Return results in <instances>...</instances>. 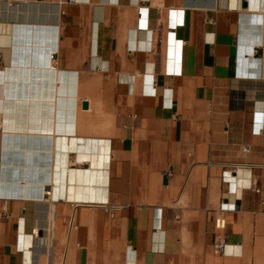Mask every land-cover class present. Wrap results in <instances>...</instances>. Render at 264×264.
I'll return each instance as SVG.
<instances>
[{
    "label": "crops",
    "instance_id": "obj_1",
    "mask_svg": "<svg viewBox=\"0 0 264 264\" xmlns=\"http://www.w3.org/2000/svg\"><path fill=\"white\" fill-rule=\"evenodd\" d=\"M31 156L50 182L3 170ZM0 264H264V5L0 0Z\"/></svg>",
    "mask_w": 264,
    "mask_h": 264
},
{
    "label": "bare ground",
    "instance_id": "obj_2",
    "mask_svg": "<svg viewBox=\"0 0 264 264\" xmlns=\"http://www.w3.org/2000/svg\"><path fill=\"white\" fill-rule=\"evenodd\" d=\"M246 1H251V3H252V5H256V6H258V5H264V0H246ZM225 3V2H224ZM227 3V2H226ZM55 14V13H54ZM53 14V15H54ZM9 31H11V32H13V28H11V27H9ZM19 32H22V31H20L19 30ZM25 32V31H24ZM30 32V31H29ZM55 33V32H54ZM32 35H31V37H32V42L34 43V45L32 46V48L35 50V52L36 51H40V50H42L43 49V51L45 50V49H48V52H51L52 51V49H53V28H47V29H44V30H41V29H37V30H33V32L31 33ZM26 35H23L22 37H25ZM12 38V37H11ZM27 39V38H26ZM16 45H18V44H16ZM24 45V44H23ZM31 45V44H30ZM19 46V45H18ZM28 46V45H27ZM16 53V52H15ZM50 54V53H49ZM54 54L52 55V58H54ZM49 57H50V55H49ZM50 61V60H49ZM50 63V62H49ZM51 64V63H50ZM42 65V64H41ZM47 65V64H46ZM17 66V65H16ZM51 66V65H50ZM54 67V66H53ZM52 66L51 67H48V68H50L49 69V78H48V89L46 90V87L45 88H43V90H42V86H41V72L39 71V79H37L36 77H35V74L37 75V73L34 71V77H33V84H32V87H31V89L29 88V90H31V93L29 94H27V96H28V101L29 100H32V107H35L38 103H41L42 101H48V102H50L54 97V95L52 94V90H53V86H51L52 84V82H53V80H52V75H53V70H54V68H53ZM24 68H25V66H24ZM30 68V67H29ZM38 69V68H37ZM55 71V70H54ZM22 75H23V73H22ZM21 75V76H22ZM24 76H26V75H24ZM10 77H11V75L9 76V71L7 72V75H6V80L8 81L7 82V84H6V88H5V91H4V95L6 96V103L4 104V106H5V108L4 109H2V111H3V117H4V120H5V124H4V128L6 129V130H9L10 128L14 131L15 129H17V130H21L22 129V126L21 125H17L16 126V121H20V117L22 116V113L23 114H28V116H30V114H32V112H33V114H35V112H36V110L35 109H33V110H31V111H29V110H27V111H23V109H9V97H10V95H12V96H14V94H15V97H16V99L15 100H17V101H20V96L21 97H23V96H25V94H21V93H19V89L18 88H16L17 89V92H16V89H15V92H12V94H10V92H11V90L12 91H14V84L12 83V86H10V83H9V80H10ZM43 77H45V76H43ZM15 80V79H14ZM16 80L17 81H19L20 79L18 78V76H17V78H16ZM12 81H13V78H12ZM22 81V80H21ZM20 84V83H19ZM25 84H27V83H25ZM46 85V84H45ZM29 86V85H28ZM28 90V91H29ZM27 91V92H28ZM46 91H48V92H46ZM54 91V90H53ZM20 92H22V91H20ZM2 96H3V94H2ZM3 102V101H2ZM22 103V102H21ZM15 106V105H14ZM1 111V112H2ZM26 112V113H25ZM12 118V119H11ZM10 119H11V121H12V123H13V125L12 126H10ZM2 124V123H1ZM9 133V132H8ZM13 134V133H12ZM12 134H11V136H12ZM19 134V133H18ZM5 135H6V133H5ZM13 136H14V134H13ZM6 137V136H5ZM7 138V137H6ZM7 143V146H8V142H6ZM26 146V145H25ZM88 146H90L89 144H88ZM18 147V146H17ZM25 148V147H24ZM29 148V147H28ZM31 148H33V147H31ZM89 148V147H88ZM38 149V148H37ZM84 149H86V146L84 147ZM90 149V148H89ZM98 149V148H97ZM5 150H6V148H5ZM9 150V149H8ZM18 150V149H17ZM25 150V149H24ZM91 150V149H90ZM11 151V150H10ZM34 150H32V152H33ZM6 152V151H5ZM25 153V152H24ZM32 155H34L33 153H32ZM6 156V155H5ZM66 157V156H65ZM39 159H42L41 161H43L44 162V164L43 165H41L43 162H41L40 163V165H34V163L32 164V162H30V161H39ZM62 159H63V157H62ZM80 160H85V159H89L90 160V163L92 164V166L96 169V168H98V166H99V164H100V162H99V156H98V154H96V155H92V154H89V155H85V152H83V154H80V158H79ZM8 160V159H7ZM47 161V159L46 158H44V157H37V156H31V157H29L27 160L25 159V157L24 158H20V157H18L17 158V164H16V168H15V170L13 169V168H11L10 166H7V163H6V167H4L3 168V170L5 169V170H7L8 171V169L10 170V171H16V173H15V176L13 177H10L11 178V180H13V179H15L16 181H18V180H25V181H27V182H29V183H32V182H50L51 181V176H52V172H53V163H51V166H50V164H49V166L51 167H46L47 165L46 164H48V163H45ZM63 162V161H62ZM37 162H35V164H36ZM61 163V162H60ZM60 163H57V164H60ZM67 163V161L65 162V164ZM65 164H63V165H65ZM12 165H13V163H12ZM104 165H105V163H104ZM107 165V164H106ZM14 166V165H13ZM59 168H61V165H59ZM59 170H61V169H59ZM103 172V171H102ZM51 175V176H50ZM90 175V174H89ZM82 177H84V174L82 173V175H81ZM68 177V176H67ZM97 178V177H96ZM100 179V178H99ZM29 183H28V185H29ZM88 183H89V181H88ZM82 184V183H81ZM84 185V184H83ZM88 185V184H87ZM97 185V184H96ZM35 186V185H34ZM41 187V186H40ZM39 188V187H38ZM47 191V190H46ZM47 194L49 195L50 194V191H47Z\"/></svg>",
    "mask_w": 264,
    "mask_h": 264
},
{
    "label": "built area",
    "instance_id": "obj_3",
    "mask_svg": "<svg viewBox=\"0 0 264 264\" xmlns=\"http://www.w3.org/2000/svg\"><path fill=\"white\" fill-rule=\"evenodd\" d=\"M70 2H75L76 0H69ZM226 219L224 218H218L216 221V227L219 230H224L226 228ZM226 248V241L222 238L217 239L216 244H215V253L216 254H221L225 252Z\"/></svg>",
    "mask_w": 264,
    "mask_h": 264
},
{
    "label": "water",
    "instance_id": "obj_4",
    "mask_svg": "<svg viewBox=\"0 0 264 264\" xmlns=\"http://www.w3.org/2000/svg\"><path fill=\"white\" fill-rule=\"evenodd\" d=\"M83 108H84V109H88V108H89V103H88V101H84V103H83Z\"/></svg>",
    "mask_w": 264,
    "mask_h": 264
}]
</instances>
